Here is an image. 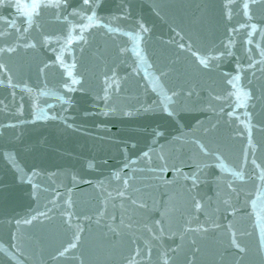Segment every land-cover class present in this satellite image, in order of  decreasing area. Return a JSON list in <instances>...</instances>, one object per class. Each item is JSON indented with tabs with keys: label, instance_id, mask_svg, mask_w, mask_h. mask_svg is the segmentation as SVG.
<instances>
[{
	"label": "snow or ice",
	"instance_id": "6c2138e0",
	"mask_svg": "<svg viewBox=\"0 0 264 264\" xmlns=\"http://www.w3.org/2000/svg\"><path fill=\"white\" fill-rule=\"evenodd\" d=\"M253 2H254V0H253ZM84 3L85 4L89 3V0H84ZM20 7H21L20 5H17V8H20ZM26 7L33 8V9H38L40 7V5L39 4H28V5H26ZM243 7L245 9V14L247 15V9L249 8V4L248 3H244ZM36 14L38 15V12ZM88 19L91 21L92 17H88ZM30 21H31V16L29 15V22ZM141 28H142L143 31H147V29L144 28L143 25H141ZM26 30L27 29H25V31ZM201 63H205V61L202 59ZM0 67H2V66H0ZM234 80L238 81L239 80V76L235 77ZM233 86L235 87V84ZM145 155H147V154L145 153ZM12 163L15 164V161L13 160ZM253 163H255V161H253ZM257 167H258V165H257ZM261 178L264 179V175H262ZM121 195H122V193H121ZM197 207H199V205H197ZM25 223H30V221H25ZM232 243L237 248H239V245L236 244L235 239H233ZM261 244H262V246H264V235L261 236ZM74 247H76L75 243H72V244L69 245V248H74ZM68 250L69 249H67V248L65 249V251H68ZM240 251H244V249L240 248ZM61 255H63V253H61ZM165 264H166V262H165Z\"/></svg>",
	"mask_w": 264,
	"mask_h": 264
}]
</instances>
